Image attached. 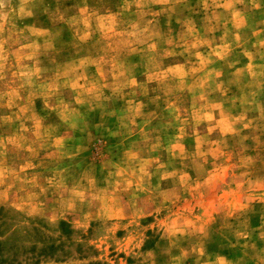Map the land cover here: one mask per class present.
Returning a JSON list of instances; mask_svg holds the SVG:
<instances>
[{
  "label": "clouds",
  "instance_id": "obj_1",
  "mask_svg": "<svg viewBox=\"0 0 264 264\" xmlns=\"http://www.w3.org/2000/svg\"><path fill=\"white\" fill-rule=\"evenodd\" d=\"M0 264H264V0H0Z\"/></svg>",
  "mask_w": 264,
  "mask_h": 264
}]
</instances>
